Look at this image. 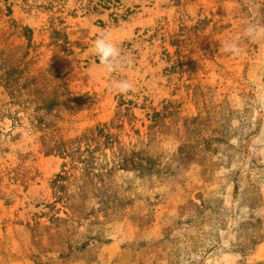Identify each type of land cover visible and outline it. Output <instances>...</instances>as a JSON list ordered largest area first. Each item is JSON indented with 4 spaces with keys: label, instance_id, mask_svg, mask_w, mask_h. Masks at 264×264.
Segmentation results:
<instances>
[{
    "label": "rangeland",
    "instance_id": "obj_1",
    "mask_svg": "<svg viewBox=\"0 0 264 264\" xmlns=\"http://www.w3.org/2000/svg\"><path fill=\"white\" fill-rule=\"evenodd\" d=\"M108 1L0 0V264H264V0Z\"/></svg>",
    "mask_w": 264,
    "mask_h": 264
},
{
    "label": "clouds",
    "instance_id": "obj_2",
    "mask_svg": "<svg viewBox=\"0 0 264 264\" xmlns=\"http://www.w3.org/2000/svg\"><path fill=\"white\" fill-rule=\"evenodd\" d=\"M258 31L260 33H264V28L257 29V26L249 25L246 29V34L255 39ZM93 47L99 62L104 65L107 70L114 71L120 66V50L113 42H111L108 36H99L95 40ZM225 51L239 55L241 49L235 43H232L225 46ZM115 87L119 90V92L127 93L132 89L133 85L128 81L121 80L115 84Z\"/></svg>",
    "mask_w": 264,
    "mask_h": 264
},
{
    "label": "trees",
    "instance_id": "obj_3",
    "mask_svg": "<svg viewBox=\"0 0 264 264\" xmlns=\"http://www.w3.org/2000/svg\"><path fill=\"white\" fill-rule=\"evenodd\" d=\"M103 1H105V2H109L108 0H103Z\"/></svg>",
    "mask_w": 264,
    "mask_h": 264
}]
</instances>
